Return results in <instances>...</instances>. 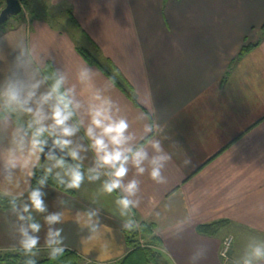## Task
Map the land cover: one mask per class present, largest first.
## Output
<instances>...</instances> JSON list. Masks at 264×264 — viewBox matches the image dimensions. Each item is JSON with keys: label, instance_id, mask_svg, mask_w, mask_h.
<instances>
[{"label": "crops", "instance_id": "0c3cea01", "mask_svg": "<svg viewBox=\"0 0 264 264\" xmlns=\"http://www.w3.org/2000/svg\"><path fill=\"white\" fill-rule=\"evenodd\" d=\"M67 14L60 29L37 16L23 14L0 34V74L7 70V53L21 37L38 50L51 53L50 66L61 67L68 83L86 99L87 89L76 80L85 48L102 62H112L134 91L136 106L97 67L94 84L107 87L131 122L142 133L146 123L159 129L168 163L166 185L142 177L143 197L137 209L141 223L153 227L160 239L156 249L163 264H189L197 245L207 247L201 264H232L244 244L255 235L264 239V0H52ZM5 2L0 0V11ZM35 13V10H34ZM261 40L241 56V50ZM87 45V46H84ZM6 139L0 136V155ZM90 155V154H89ZM87 162V161H86ZM129 172L127 178H131ZM46 202L55 210L61 199L66 214L96 200L102 221L110 226L111 258L115 264L130 251L113 196H97L96 186L62 192L49 183ZM173 197L160 223L192 211V222L177 239L158 228L149 215V197ZM219 220L228 224L215 236L197 227ZM15 217L0 209V252L18 251L13 233ZM65 249L76 251L87 263L98 264L97 250L85 252L81 233L67 219L63 224ZM224 231V232H223ZM234 242L222 256V239ZM43 237V232L41 233ZM143 243L145 240H141ZM43 243V240L41 241ZM40 251L47 250L43 247Z\"/></svg>", "mask_w": 264, "mask_h": 264}, {"label": "clouds", "instance_id": "9594fccd", "mask_svg": "<svg viewBox=\"0 0 264 264\" xmlns=\"http://www.w3.org/2000/svg\"><path fill=\"white\" fill-rule=\"evenodd\" d=\"M11 50V59L8 53L5 57L7 70L0 74V136L6 139L0 155V199L8 201L15 217L16 247L27 264H36L41 247L49 258L61 257L66 248L63 224L71 219L81 233L84 251L96 249L98 264H106L112 230L102 221L97 201L71 216L63 199L50 209L45 199L49 180L65 193L92 184L97 196H113L121 230L131 232L144 219L137 213L143 199L141 178L147 175L155 185H166L165 170L173 155L165 150L154 122L146 123L140 135L131 130L128 116L107 94V87L94 84L95 69L88 64L76 73L77 82L88 92L82 99L76 84L68 83L66 71L50 66L51 53L38 50L27 36ZM130 171L133 175L126 179ZM172 199L149 197V215L160 230L179 239L193 216L185 209L182 216L160 223ZM233 241L232 234L224 235L222 252L230 250ZM206 255L207 247L197 245L188 262L201 264ZM232 264H264V239L251 236Z\"/></svg>", "mask_w": 264, "mask_h": 264}, {"label": "trees", "instance_id": "16d2710c", "mask_svg": "<svg viewBox=\"0 0 264 264\" xmlns=\"http://www.w3.org/2000/svg\"><path fill=\"white\" fill-rule=\"evenodd\" d=\"M24 5L29 6V0H21ZM5 0H3V3ZM1 12V11H0ZM15 20L21 15H17ZM14 17V16H13ZM12 17H10L11 19ZM9 19V20H10ZM8 20V21H9ZM8 21L0 27V34H5L10 30H14L16 26L6 27L5 25ZM5 26V27H4ZM264 32V26L262 27ZM261 40L255 44L245 46L240 55L243 56L258 47ZM84 60L91 66H95L100 69L106 77L120 90L127 98H129L132 103L136 106H140L134 91L131 89L126 79L119 71V69L114 66L112 62H102L95 54L85 48L78 49ZM37 176L40 175V171L37 170ZM33 178V182H34ZM49 183L56 188L60 189L54 180L50 179ZM0 209L9 210L8 201L6 199H0ZM227 220H219L207 224H201L197 227V232L205 236H215L217 235L226 225ZM124 232V231H123ZM126 242L130 248L129 253L122 259H120L117 264H163V259L160 251L156 249V245L160 243V239L154 235L153 227L146 223H141L140 226L131 232H124ZM145 240V245L142 244L141 240ZM0 264H27V259L23 253L19 251L12 252H0ZM36 264H88L86 259L78 254L76 251L71 249H65L63 255L56 259H51L49 256L45 259L36 261Z\"/></svg>", "mask_w": 264, "mask_h": 264}, {"label": "rangeland", "instance_id": "374dc122", "mask_svg": "<svg viewBox=\"0 0 264 264\" xmlns=\"http://www.w3.org/2000/svg\"><path fill=\"white\" fill-rule=\"evenodd\" d=\"M21 1V0H20ZM22 5H23V10H28L27 8H29L30 10L27 12L28 16L33 17V14H37L38 17L49 21L50 23H52L55 27H58L60 29H66L65 27H67V21L66 19L67 14L66 12L60 8V6L55 5L52 0H29V6L24 5L23 1ZM23 10L22 12H20L18 15L23 14ZM35 10V13H34ZM31 11L33 12L31 15ZM16 16H12V18L8 21V23L5 25L6 27H10L13 25V23L15 22ZM4 26V27H5ZM87 46V45H84ZM224 230V229H223ZM224 232V231H223ZM234 242V241H233ZM143 245H145V243L142 242ZM48 255L46 253V251H40L37 253V255L34 257V259L36 261L42 260L47 258ZM88 264H93V263H88ZM117 264V263H115Z\"/></svg>", "mask_w": 264, "mask_h": 264}, {"label": "water", "instance_id": "95a60500", "mask_svg": "<svg viewBox=\"0 0 264 264\" xmlns=\"http://www.w3.org/2000/svg\"><path fill=\"white\" fill-rule=\"evenodd\" d=\"M22 10L23 5L20 0H5V7L0 12V27L5 24L10 17L18 15Z\"/></svg>", "mask_w": 264, "mask_h": 264}, {"label": "built area", "instance_id": "2783aa9c", "mask_svg": "<svg viewBox=\"0 0 264 264\" xmlns=\"http://www.w3.org/2000/svg\"><path fill=\"white\" fill-rule=\"evenodd\" d=\"M228 252H229V250L227 252H222L221 254L223 257H227Z\"/></svg>", "mask_w": 264, "mask_h": 264}]
</instances>
